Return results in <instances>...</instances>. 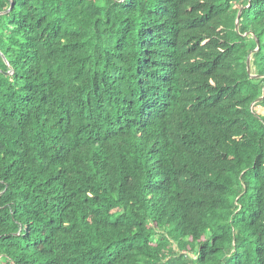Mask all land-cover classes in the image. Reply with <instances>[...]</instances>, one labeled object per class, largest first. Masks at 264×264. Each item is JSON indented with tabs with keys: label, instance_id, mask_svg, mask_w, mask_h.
<instances>
[{
	"label": "trees",
	"instance_id": "16d2710c",
	"mask_svg": "<svg viewBox=\"0 0 264 264\" xmlns=\"http://www.w3.org/2000/svg\"><path fill=\"white\" fill-rule=\"evenodd\" d=\"M257 108L264 0H0V264H264Z\"/></svg>",
	"mask_w": 264,
	"mask_h": 264
},
{
	"label": "water",
	"instance_id": "95a60500",
	"mask_svg": "<svg viewBox=\"0 0 264 264\" xmlns=\"http://www.w3.org/2000/svg\"><path fill=\"white\" fill-rule=\"evenodd\" d=\"M11 8H13V6ZM240 21H241V12L239 13L237 22H236L237 31H239V28H240ZM248 71L250 72V58L248 59ZM7 74L9 75L10 73H7Z\"/></svg>",
	"mask_w": 264,
	"mask_h": 264
},
{
	"label": "rangeland",
	"instance_id": "374dc122",
	"mask_svg": "<svg viewBox=\"0 0 264 264\" xmlns=\"http://www.w3.org/2000/svg\"><path fill=\"white\" fill-rule=\"evenodd\" d=\"M257 110H258V112H259L260 114H263V113H264V109H262V108H257ZM192 256H194V255H192Z\"/></svg>",
	"mask_w": 264,
	"mask_h": 264
}]
</instances>
